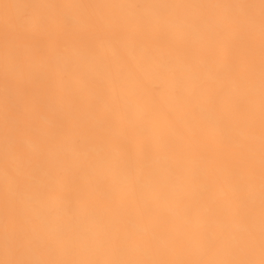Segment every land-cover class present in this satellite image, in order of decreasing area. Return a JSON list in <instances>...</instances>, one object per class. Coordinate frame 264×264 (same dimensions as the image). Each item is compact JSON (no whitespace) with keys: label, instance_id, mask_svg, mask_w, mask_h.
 <instances>
[{"label":"bare ground","instance_id":"1","mask_svg":"<svg viewBox=\"0 0 264 264\" xmlns=\"http://www.w3.org/2000/svg\"><path fill=\"white\" fill-rule=\"evenodd\" d=\"M0 264H264V0H0Z\"/></svg>","mask_w":264,"mask_h":264}]
</instances>
